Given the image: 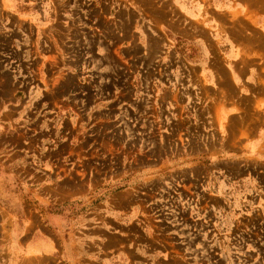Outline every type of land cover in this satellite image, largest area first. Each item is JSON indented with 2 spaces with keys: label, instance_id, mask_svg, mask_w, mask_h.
I'll return each mask as SVG.
<instances>
[{
  "label": "rangeland",
  "instance_id": "rangeland-1",
  "mask_svg": "<svg viewBox=\"0 0 264 264\" xmlns=\"http://www.w3.org/2000/svg\"><path fill=\"white\" fill-rule=\"evenodd\" d=\"M200 1L0 0V264H264L253 115L220 119L250 89L200 67Z\"/></svg>",
  "mask_w": 264,
  "mask_h": 264
},
{
  "label": "crops",
  "instance_id": "crops-1",
  "mask_svg": "<svg viewBox=\"0 0 264 264\" xmlns=\"http://www.w3.org/2000/svg\"><path fill=\"white\" fill-rule=\"evenodd\" d=\"M200 6L201 15L206 12V16L214 23V61L209 62L208 57L197 52L196 57L202 62L200 67H210V63L213 64L214 80L218 78L216 67H244L242 71L234 69V73H237L232 75V79L235 84L250 89L242 91L244 100L226 101V110L220 119H238L246 110L249 116L252 114L253 122L244 124V131L250 138L245 139L242 146H247V151L253 152L255 156L257 152L261 153L257 157L264 158V0H211L210 4L201 0ZM232 14H238L244 22L257 30L255 37L242 39L223 32L221 25ZM44 241L37 246L48 248L49 243ZM113 259L115 258L111 257L107 260L111 262Z\"/></svg>",
  "mask_w": 264,
  "mask_h": 264
}]
</instances>
